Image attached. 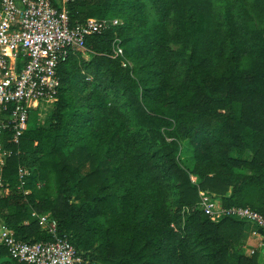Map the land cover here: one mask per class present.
<instances>
[{
    "label": "trees",
    "instance_id": "trees-1",
    "mask_svg": "<svg viewBox=\"0 0 264 264\" xmlns=\"http://www.w3.org/2000/svg\"><path fill=\"white\" fill-rule=\"evenodd\" d=\"M65 7L71 25L119 23L87 35L84 51L58 65L47 124L32 111L11 146L1 223L18 239L48 241L31 212L47 214L96 264H257L258 252L238 250L250 224L212 221L198 203L203 191L264 216V0ZM115 38L128 65L114 56ZM19 166L29 169L22 189ZM0 256L25 264L3 246Z\"/></svg>",
    "mask_w": 264,
    "mask_h": 264
},
{
    "label": "built area",
    "instance_id": "built-area-1",
    "mask_svg": "<svg viewBox=\"0 0 264 264\" xmlns=\"http://www.w3.org/2000/svg\"><path fill=\"white\" fill-rule=\"evenodd\" d=\"M75 0H0V197L9 193L3 177L11 146L18 145L31 111L57 99L60 85L58 65L73 51H84L87 35L117 25V18L89 17L71 25L66 3ZM114 56L122 65L129 61L117 38ZM29 169L19 166L17 189H22ZM27 193L28 190H24ZM198 207L212 221L231 215L251 224L253 234L264 240V216L249 207L224 208L219 201L199 191ZM52 240L28 242L15 237L14 231L0 224V245L11 258L25 264H96L79 253L68 237L56 231V221L47 214L31 212Z\"/></svg>",
    "mask_w": 264,
    "mask_h": 264
},
{
    "label": "rangeland",
    "instance_id": "rangeland-1",
    "mask_svg": "<svg viewBox=\"0 0 264 264\" xmlns=\"http://www.w3.org/2000/svg\"><path fill=\"white\" fill-rule=\"evenodd\" d=\"M85 58H87V55H84ZM53 103L52 104H44L39 107V114H38V121L40 124L46 125L48 122V117L53 109ZM31 111L29 112L30 115ZM28 115V118H29ZM180 157L183 161V163L187 167H191L192 160L188 151V146L185 141L182 142V149ZM192 179H194L192 177ZM254 227L249 225L247 231L245 232V235L242 237V243L239 244L238 250L239 252L243 253H252L254 251L259 253L258 256V262L257 264H264V245L263 241L259 238L258 235H255L252 233Z\"/></svg>",
    "mask_w": 264,
    "mask_h": 264
},
{
    "label": "crops",
    "instance_id": "crops-1",
    "mask_svg": "<svg viewBox=\"0 0 264 264\" xmlns=\"http://www.w3.org/2000/svg\"><path fill=\"white\" fill-rule=\"evenodd\" d=\"M0 224H1V221H0ZM250 226H251V224H250ZM246 231H247V230H246ZM246 231H245V232H246ZM244 235H245V233H244ZM0 246H1V245H0ZM1 247H2V246H1ZM0 257H1V256H0Z\"/></svg>",
    "mask_w": 264,
    "mask_h": 264
}]
</instances>
